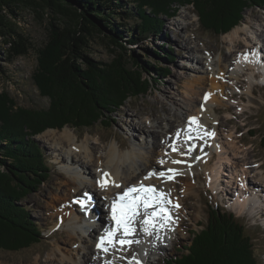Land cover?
Instances as JSON below:
<instances>
[{
  "label": "rangeland",
  "instance_id": "obj_1",
  "mask_svg": "<svg viewBox=\"0 0 264 264\" xmlns=\"http://www.w3.org/2000/svg\"><path fill=\"white\" fill-rule=\"evenodd\" d=\"M123 1L128 7H133L138 0ZM139 1L141 2L144 0ZM153 1L161 4L163 6L161 8L163 9L170 7V12L173 11L172 13L174 16H163L159 18V21L162 23L161 29L153 35H149L147 40H143L140 44V48L137 49L135 46L130 47L131 49H136L141 60L148 64L149 67H154V70L149 68L148 73L143 71L145 78L150 81L149 85L142 86L145 89L139 90V96L127 98V94L119 95L120 102L122 100L124 102L123 107H114L116 106L115 104H120L118 101H111L112 105L109 102L110 106H106L107 111L103 112L104 115L101 120H98L92 127H73L66 125L61 130L47 129L42 134L32 138L27 135L28 131L24 129V126L20 127L19 125L31 123L30 118L32 116L39 114V111L48 110L52 104L50 98L43 97L40 94L38 85L36 84L35 73L39 66L36 49L42 47L46 43L49 36V21L53 15L46 11V13H48L45 19L41 20L33 8L23 5L21 8L16 9L15 16H11L13 22L18 24L21 31L26 36H29L35 46V50L32 49L28 56L10 61L0 47V98H8L9 101L15 104L13 108L17 113H9V117L16 116V114L19 113L24 117L20 119V117L16 116L12 124L8 123L6 127L13 129L15 132H23L27 141H32L31 139H34L37 147H39L47 157L51 172L48 174L47 181L40 186L37 192L32 193L24 201L15 202L19 206L29 208L33 220L40 222L43 230V239L38 244L19 252H10L0 249V264H58L56 261H48L49 256L54 253L56 248L66 252L71 251L73 253V246L85 247L83 243L79 242L80 239H77L75 234L80 235L81 233L89 231L93 222L87 220V222L83 224L85 220L84 217L76 214V212L81 214L82 211H79L80 208L75 207L72 200V198L80 194L77 195L74 192L75 184L68 187L69 179L78 177L75 169L79 167L80 164L77 160L67 158L66 155L59 157L55 152L57 150L55 149V141L62 136L64 131L67 130V127L68 130L72 129L76 132L79 144H82L83 141L88 138L90 139V143H93L91 139L98 137L101 140L100 142L106 145L118 143L121 148L124 147L125 152H142L143 155L145 154L149 156L148 158L153 159L150 155H147V153L154 148V143L158 142V136L151 134V132L145 129L143 119L151 117L153 125L155 124L156 127H164V125L170 121V118L174 120L173 117L176 113L175 106L179 105L178 103L182 101L185 96H189L190 92L186 89V85L190 84L191 79H206L207 76L209 77V74L202 73L203 64H199V58H197V56L201 57V54L196 52L195 46H199L203 49L207 48V50L209 49L212 56L215 58L219 57L221 53L225 56L229 51L228 42L224 40V38L232 34L239 27H245L247 24L255 23L256 26H252L253 30H259L260 27L257 22L264 16V4L261 3V1L257 0V4L253 1L256 4L254 7L250 6L253 4L251 1L250 4L249 1L245 2L243 4L247 7L244 10V20L242 23L229 34L215 35L204 31L202 22L194 6H187V0ZM199 1L198 6H201L204 11V4L207 1ZM184 16H187L186 19L183 18ZM126 22L129 27H133L136 23L134 20H128ZM180 23H183V25L180 26ZM241 46H244L243 42L240 43L239 47ZM111 49L112 47H109L107 38L103 41L101 38L97 37L93 40L90 39V47L86 50L94 60L110 63L115 56ZM260 62L264 64V59ZM255 75H259V72ZM245 79H242L243 84L240 85L242 91L234 90L236 97L233 99L235 103L238 104L241 102L240 98L243 97V102L249 105V108L244 109L247 111L246 113L241 114L240 112L243 110L238 112L237 108L233 106L234 103L228 102L227 100L224 101L225 98L219 96H217L216 100L214 99L216 102L214 107L217 108L218 117L222 121L225 130L226 128L237 129V137H240L239 141L241 145L253 146L254 152L251 149L249 153H246L248 155L247 158H249V165L253 164V162L260 163L264 171V147L261 143L264 137V87H261L257 80L252 81L255 84L254 88H252L253 94H250V99L253 102L251 101L252 103L249 104V96L243 93L248 84L244 81ZM226 83H229V81L227 80ZM209 90H211L210 86ZM231 91L232 86L229 85L226 93ZM57 97H59V95ZM59 100L61 102L66 101L60 97ZM101 101H103V99H101ZM65 109L68 110V107L65 106ZM110 110H112L111 113H109ZM95 117L96 116L91 117V122ZM42 122L44 121L38 123L40 124ZM230 122H233V124ZM219 125L216 126L218 127ZM17 126H19V128ZM132 126L134 129L136 128V130H133ZM130 128L132 130H130ZM161 128H157V131L161 130ZM252 130H254V134H251ZM48 133H55L56 139L52 140L51 138V140H48L46 136ZM146 143H150V146H146ZM156 150L158 151V148H156ZM200 152L201 151H198L197 153ZM243 156L245 157V155ZM1 158H3L2 155H0V159ZM223 168L225 171L223 174L221 172L218 176L219 183L216 184L215 190L209 182L206 180L202 181L203 178H200V176L195 180L192 190L186 193L184 189L182 190L186 179H182L178 176H186L188 174H185L187 172H183L182 169H179L180 171L176 170L178 174L175 180L176 182L178 181V183L175 184V188L177 189L180 188L181 185L183 186L179 192L178 203H176L179 207H176L178 212L175 218L176 223L180 221L181 225L175 226L174 224L176 230L175 236L173 238H168L169 243L167 247L163 248L162 251H158V254L156 253L157 255L149 254L148 257L151 260L149 262L152 264H164L166 258H175L181 254L183 255V253H187L188 251L184 249H187L192 243L194 233L201 231L204 226H207L213 208L228 213L225 208L226 205L239 213V215L243 214V211H240L238 208L239 201L235 198H239L243 201L246 197V200H251L246 211H255V213L258 214L264 210V188L247 179V183L250 184V189L245 188V190L238 192V187L232 185L234 183L236 184L237 180L234 174L233 176H228L227 180H225V177L224 183L228 185L226 187L220 178L224 177L225 174L229 175V170L232 168L226 165H223ZM88 169L89 168L86 167L83 169V172L92 173V170ZM198 169L199 166L196 167L197 171ZM197 171L193 173L202 175L204 172V170L198 173ZM182 172L184 175L181 174ZM0 173L2 174L1 165ZM216 174L217 172L215 171V175ZM197 181H200V183H197ZM1 182L3 181L0 179V183ZM231 187L236 189L235 194L230 192ZM254 187L256 190L253 191ZM86 189L88 188L82 187L79 190L81 193H84ZM252 193L253 196L251 195ZM80 197H82V194ZM227 199L228 203H226ZM76 219L81 220L79 221ZM236 219L245 226L247 234L253 239L254 252L258 258L259 264H264V214L255 216L254 219L249 217H237ZM97 231L98 230H96L95 233ZM67 233L75 235V238L69 240L66 238ZM84 236L88 237L87 235ZM177 249L182 250V252L179 254ZM128 251L134 254V249H128ZM121 260L123 263H128L126 262L127 259Z\"/></svg>",
  "mask_w": 264,
  "mask_h": 264
},
{
  "label": "trees",
  "instance_id": "obj_2",
  "mask_svg": "<svg viewBox=\"0 0 264 264\" xmlns=\"http://www.w3.org/2000/svg\"><path fill=\"white\" fill-rule=\"evenodd\" d=\"M206 1L204 11L198 6L199 0H187L186 4L194 6L204 31L215 35H226L242 23L247 7L243 3L252 2L251 7L258 3L257 0ZM259 1L264 4V0ZM23 5L33 8L41 20L48 12L53 15L48 39L36 49L39 66L35 73L40 94L50 98L52 104L49 111L32 116L31 123L17 124L24 126L31 138L47 129L61 130L66 125L92 127L112 105L111 101L120 103L115 104L116 108L124 106L119 95L139 96V90L145 89L142 86L150 83L143 71L148 73L154 67H149L136 49L130 47L140 48L143 40L160 30L159 18L174 16L170 7L163 9L153 0L149 3L138 0L133 7L123 0H0V47L10 61L35 50L29 36L11 18ZM128 20L136 21L133 27L127 25ZM97 37L103 41L107 38L115 55L112 62H98L87 52L90 39ZM58 95L66 101L61 102ZM13 105L8 98H0V155L3 156L0 159L3 181L0 183V249L19 252L38 244L43 239V230L40 222L31 217L30 209L15 202L37 192L51 169L34 139L27 141L23 132L6 127L16 116L24 118L21 113L9 117V113H17ZM93 116L96 117L91 122ZM40 121L44 122L39 124ZM261 143L264 147V137ZM177 250L179 254L182 252ZM184 250L188 252L166 258L164 264H259L253 239L245 226L234 215L217 208L210 213L207 226L194 233L192 243Z\"/></svg>",
  "mask_w": 264,
  "mask_h": 264
},
{
  "label": "bare ground",
  "instance_id": "obj_3",
  "mask_svg": "<svg viewBox=\"0 0 264 264\" xmlns=\"http://www.w3.org/2000/svg\"><path fill=\"white\" fill-rule=\"evenodd\" d=\"M187 16L183 18L186 19ZM257 23L260 27L259 30H253L252 26L255 25V23H253L247 24L245 27H239L232 34L228 33L229 35H227L224 40L228 42L229 53L225 56L221 53L219 57L215 58L212 56L209 49L207 50V48L203 49L199 46H195L196 52L201 54V57L197 56V58H199V64H203L204 68L202 67V73L209 74V77L207 76L206 79H191L190 84L186 85V89L190 92L189 96H185L183 100L178 103L179 105L175 106L176 113L174 115L175 118L173 117L174 120L170 118V121L167 122L168 124L166 123L164 127H156L155 124L153 125L151 117L141 118L143 119L145 129L151 132V134L158 136V142H155L154 148L147 153V155H150L153 159L148 158L149 156L145 154L143 155L142 152H125L124 147L121 148L118 143L106 145L100 142L101 140L98 137L91 139L93 143H90V139L88 138L84 140L82 144H79L76 132L72 129L68 130V127L67 130L64 129L65 131L62 136H58L59 139L55 141V149H57L55 152L59 157L66 155L67 158H72L79 162L80 166L75 169L78 177L69 179L68 187L75 184L74 192L77 195L80 194L79 196L82 194V197L83 193H81L79 189L82 187L88 188L84 191L89 192L92 198L97 200V202H92L90 204L91 221L93 223L99 222L103 225L107 224L109 219L107 216H103V214L106 212L108 213L111 209L109 200L120 193L124 188L137 187L141 184L154 187L157 189L158 194H166V200L163 205H154L145 210V212L158 213L159 208L163 207L167 209V215H169L171 219L163 221V227H161L159 223L157 224L156 232L159 235V239H157L155 233L153 236H148L143 231L142 221L145 217H139L137 222L133 224L135 228L134 236L128 237V239L134 241L139 240L140 243H136V246L132 248L121 249L105 241L104 247H107V251H104L101 247H97L101 237L105 235H102L97 227L93 228L95 225H92V223L89 231L81 233L80 235L75 234L77 239H80L79 242L84 244V248L73 246V253L71 251L66 252L56 248L54 253L49 256L48 261H56L58 264H91L93 262L124 264L121 262V258L127 257L130 264H137V262L138 264H152L149 262L151 260L148 255H157L158 251H162L163 248L167 247L169 243L168 238H173L176 234L174 227L180 224V221L176 223L175 218L178 210L175 205L178 203L179 192L183 186L182 190L184 189L185 193L191 191L195 184V180L201 176L200 178H203L202 181L206 180L209 182L215 190L216 184L219 183L218 176L221 172L223 174L225 171L223 165H226L232 169L229 170V175L225 174L224 177L220 178L223 183L225 177V180H227L228 176H233L234 174L237 177L236 185L238 187V192L245 190V188L250 189V184L247 183V179L264 188V171L262 170V164L253 162V164L249 165L248 163L249 158H247L248 155L246 153H249L251 149L254 152L253 146L241 145L239 141L240 137H237V129L226 128L225 130L222 121L218 117L217 108L214 107L216 103L215 100L217 96H219L224 97L225 100L222 99L224 101L227 100L228 102L234 103L233 106L237 108L238 112L249 108V105L243 102V97L240 98L241 104L235 103L233 99L236 97L234 90L242 91L240 85L243 84L242 79L245 78L244 81L248 84L243 93L249 96V104L253 102L250 99V94H253L252 88H254L255 85L252 81L257 80L260 84L259 78H257L255 74H257L261 68L264 69L263 62H260L264 59V47L259 50L257 49L259 43H264V16L261 17L260 21ZM182 25L183 23H180V26ZM241 42H243L244 46L239 47ZM227 80L229 83H226ZM261 80L263 79L261 78ZM229 85L232 86V91L226 93ZM209 86L211 90H209ZM192 117L197 118V124L190 123ZM230 123L233 124V122ZM216 125L219 126L217 127ZM157 128H161V130L157 131ZM132 129L136 130L133 126ZM132 129L130 128V130ZM198 132H200L199 135L195 134ZM189 135H195V138H197L196 140H203V143L199 142L198 146V149L202 150L201 153H197L198 149L195 152L188 150V146L192 145L187 142V137ZM46 136L48 140H51V138L52 140L56 139L55 133H48ZM147 145L150 146V143H146V146ZM173 147L179 149V151H173ZM156 148H158V151ZM243 155H245V157ZM161 161H163V163H161ZM173 161H180V163H173ZM197 166H199L200 169H198V171L196 170ZM86 167L91 169L92 173L83 172V169ZM168 169L178 171L182 169L183 172H187L185 173L188 174L186 176L183 172L181 174L184 176H178L182 179H186L183 186L181 185L180 188H175V184L178 183V181L176 182L175 180L177 175H175L174 179H169L168 177L171 176L172 173H169ZM201 170H204L202 175L193 173L194 171L198 173ZM215 171L217 172L216 175ZM104 172H108L110 174V179L115 181V184L120 185V187H116L112 183H109L106 189L99 187L98 181L101 179ZM162 172L166 175L160 176L159 173ZM151 173H156L157 175L150 176ZM146 177L150 178L146 179ZM197 183H200V181H197ZM224 185L226 186L227 184L224 183ZM254 190H256L255 187L253 191ZM251 195L253 196V193ZM235 199L239 201V210L243 212L246 211L251 200H246V197L243 201L239 198ZM79 211H82L81 214L77 212L76 214L83 216L85 219L84 221L87 222L88 219L83 214L84 211L81 209H79ZM97 212L101 213L103 216H100L99 221H97V216L99 217ZM250 213L254 217L264 214V210L258 214H256L255 211ZM76 220L80 221L81 219ZM95 229L98 230V233H95ZM83 234L88 237H85ZM75 235L67 233L66 238L72 240L75 238ZM128 249H134V254L130 252L131 250L128 251ZM107 252L110 253L111 256H107Z\"/></svg>",
  "mask_w": 264,
  "mask_h": 264
},
{
  "label": "snow or ice",
  "instance_id": "obj_4",
  "mask_svg": "<svg viewBox=\"0 0 264 264\" xmlns=\"http://www.w3.org/2000/svg\"><path fill=\"white\" fill-rule=\"evenodd\" d=\"M191 124H197V118H191ZM173 151H179V149L173 147ZM184 154V153H182ZM163 163V161H161ZM173 163H180V161H173ZM169 173H172L169 176V179H174L175 175L178 173L174 169H168ZM157 175L156 173H151L150 176ZM160 176H165V173H159ZM150 178V177H146ZM112 183L116 187H120V185L115 184V181L110 179V174L108 172H104L101 179L98 181L99 187L102 189H106L108 184ZM91 195L88 192L83 193V199L78 200L77 203H80L82 206L85 201L91 200ZM166 200V194L157 192V189L151 186H144L141 184L138 187H129L126 191L120 194L119 199H114L112 202V218L116 222V227L114 231H107L106 236L101 237L100 243L97 247L103 248L104 251H107V247H104L105 241L108 244L115 246L119 244L121 246L131 245L132 243H140L139 240L128 239V237L134 235L135 228L133 224L137 217L140 216V209L143 208L147 210L154 205H163ZM175 207H179V205H175ZM150 217V218H149ZM171 217L167 215V209L160 207L159 212L147 213L145 215V219L142 221L143 231L148 236H153L156 234L157 239H159V235L156 232L157 224L159 223L161 227H163V221L170 220ZM117 233H120L117 236ZM138 264V262H137Z\"/></svg>",
  "mask_w": 264,
  "mask_h": 264
}]
</instances>
